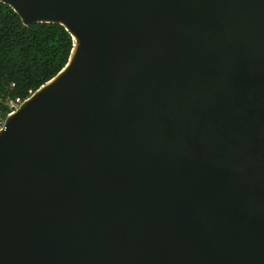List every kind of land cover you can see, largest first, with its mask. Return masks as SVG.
Returning a JSON list of instances; mask_svg holds the SVG:
<instances>
[{
  "label": "water",
  "instance_id": "water-1",
  "mask_svg": "<svg viewBox=\"0 0 264 264\" xmlns=\"http://www.w3.org/2000/svg\"><path fill=\"white\" fill-rule=\"evenodd\" d=\"M68 64L0 129V264H264V0H0Z\"/></svg>",
  "mask_w": 264,
  "mask_h": 264
},
{
  "label": "trees",
  "instance_id": "trees-1",
  "mask_svg": "<svg viewBox=\"0 0 264 264\" xmlns=\"http://www.w3.org/2000/svg\"><path fill=\"white\" fill-rule=\"evenodd\" d=\"M73 39L58 24L25 26L8 5L0 6V115L11 100H26L67 64ZM1 128V124H0Z\"/></svg>",
  "mask_w": 264,
  "mask_h": 264
},
{
  "label": "built area",
  "instance_id": "built-area-1",
  "mask_svg": "<svg viewBox=\"0 0 264 264\" xmlns=\"http://www.w3.org/2000/svg\"><path fill=\"white\" fill-rule=\"evenodd\" d=\"M33 95V93L31 94V96ZM30 96V97H31ZM28 99V98H27ZM26 99V100H27ZM26 100H22V99H20V98H17L16 100H11L10 102H9V104H8V106H9V108H10V112L8 113V115L7 116H9L10 114H13V113H15L18 109H19V107L26 101ZM7 118V117H6ZM6 118L5 119H2L1 118V115H0V124H1V128L3 127V125H4V123H5V120H6ZM0 128V129H1Z\"/></svg>",
  "mask_w": 264,
  "mask_h": 264
}]
</instances>
